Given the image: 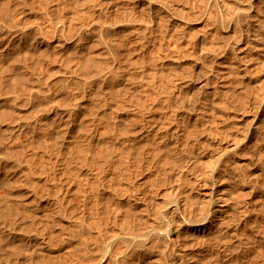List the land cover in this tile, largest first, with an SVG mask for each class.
Instances as JSON below:
<instances>
[{"label":"bare ground","instance_id":"obj_1","mask_svg":"<svg viewBox=\"0 0 264 264\" xmlns=\"http://www.w3.org/2000/svg\"><path fill=\"white\" fill-rule=\"evenodd\" d=\"M168 1L114 0V11L102 20L96 11L91 20L84 16L82 25L92 31L94 42L81 39V33L72 41L79 57L91 55L94 69L83 73L82 59L71 57L76 64L61 72L68 80L81 79L79 87L75 81L69 92L64 84L49 87L48 171L37 167L36 157L18 161L27 171L12 170L11 155L0 159V186L5 180L13 186L9 194L0 192L10 213V218L0 217V238L23 236L18 224L24 219H38L45 229L41 238H27L37 254L34 259L23 247L29 264H190L202 259L239 264L243 243L250 256L262 258L259 246L241 238L239 220L258 223L254 215L260 204L264 213V0H192L193 16L177 17L173 25L174 6ZM123 5L131 10L122 17L118 9ZM141 7L147 19L132 11ZM7 16V23L0 19V40L9 43L16 23L14 13ZM187 23L207 28L211 44L204 46L205 55L197 52V34L184 31ZM105 27L112 34L109 43L121 47L110 63L100 58L110 55ZM69 40L65 35L53 42L42 39L65 53ZM198 62L207 75L195 105L190 94ZM50 63L54 67V60ZM64 90L68 94L57 99ZM12 105L18 108L17 102ZM240 121L247 123L240 127ZM34 122L31 138L41 126ZM58 129L64 142L52 152L48 147ZM18 130H24L22 124ZM15 137L7 136L14 147ZM43 179L45 194L38 190ZM24 192L34 197V205L24 201ZM51 221L58 232L48 229ZM58 233L69 256L48 262L45 244L52 246ZM188 235L201 242L198 251L184 248L182 237ZM4 256L0 264L18 261L16 248Z\"/></svg>","mask_w":264,"mask_h":264},{"label":"rangeland","instance_id":"obj_2","mask_svg":"<svg viewBox=\"0 0 264 264\" xmlns=\"http://www.w3.org/2000/svg\"><path fill=\"white\" fill-rule=\"evenodd\" d=\"M166 1L169 3L168 0H164V2ZM170 1H172L170 2V5L172 4L171 6H174L170 15L172 25L177 23V17L184 16L187 18V16H193L191 14L193 13L192 0ZM196 1L198 3L200 0ZM113 3L114 0L110 3H107L104 0H0V19L7 23V14L10 12L14 13V21L16 23L11 42L8 43L6 39L0 40V44L4 42L2 44L3 47L0 49V159H5L7 161V158H9L8 156L11 155L12 162H10L9 165L12 166V170H20L23 168V170L27 171L26 167L24 168V165L21 166L22 164H18V161L20 158L36 157L37 167L40 168V170L43 169L44 173L48 171L49 167L44 159L46 156L44 151L47 150L44 132L45 127L47 126L45 120L48 108L49 87L57 89L59 85L64 84L63 86L67 85L65 90L69 92L68 87L70 83H72V88H74V86L77 87L76 85L79 82L81 83V79H77L78 83L71 78L70 81L68 80V76L66 77V75L62 73L64 71L66 73L70 72L74 67V64H76L75 59L77 60V57H79L78 50L76 49L77 44H74L72 40L79 38L81 35V39L84 41L90 39V41L94 42L89 36V33L92 31L89 32L87 27L84 29L85 26L83 27L81 21L85 20L84 16H87V20L89 19L88 17L92 19L91 14L93 15V11H96L95 14L97 15V18L101 19L100 17H102L103 19L106 12L110 11L112 13L114 11L112 8ZM107 7H110V9H107ZM124 7L125 6L123 5L118 9V13L121 16L124 13H126L125 16L129 15L130 12L128 11L131 10L128 7L127 9ZM132 11L138 13L140 18L147 19L148 15L145 8L141 7L137 11L134 8ZM215 16L220 19L217 10H215ZM97 24L96 27L100 29L99 23ZM79 28L82 29L80 30ZM87 29L88 33L85 32ZM104 29L107 28H103L102 34H105L103 35V38L106 36L105 39L106 42L108 41V44L111 41V38L109 39V37H111L112 34L109 30ZM82 30L83 32H80ZM206 30L207 28L203 25L201 27H193L187 23L184 26V31L188 36L197 34L199 37L197 52L202 53L201 56L205 55L204 46L206 48L207 45L209 46L211 44V42H209L210 40L208 41L210 38L205 36ZM78 33L81 34L79 35ZM63 35L69 37V41H72L68 43L70 49L67 50L66 53L65 51L60 52L54 45L51 46L52 48L47 47L42 41V39H48L53 42L57 36L62 37ZM84 36L86 37L85 39L83 38ZM107 37L110 41L107 40ZM95 44L96 43L91 44L92 47H94ZM109 44H111L109 49L111 57L109 54L106 56L100 55V58L103 59L102 61L105 63H110L113 56L117 55L121 50L118 42L112 41V43ZM171 46H173V43H171ZM92 47L91 50L94 49H92ZM48 48L51 49L49 50ZM99 50L100 48L97 47L93 51L98 53L97 51ZM156 51L158 52L157 48ZM126 53L128 54L130 52L126 51ZM134 56L138 57L137 55ZM68 57L70 59H68ZM71 57H74L75 59L73 60ZM79 58L82 59L83 63L81 71L83 70V73L85 74L93 72L94 63L93 59H91V55L89 54ZM52 60H54L55 63L54 67H52L50 63ZM67 61L73 62L69 63ZM207 61L210 62V59L206 60V62ZM68 63L70 64V68L68 67L67 69L65 66L69 65ZM178 70L186 73L189 72L188 75L192 73L183 68H178ZM193 75L195 81L191 87L190 97L192 103L197 105L200 101V97L203 96V91L199 86L200 81H203L207 75V71L201 62L194 64ZM66 81H68V83ZM79 85L80 84H78V87ZM69 88L72 89L71 86ZM65 90L62 96H60L61 92L59 91L55 97L60 100L61 97L68 94ZM14 94L16 100H14ZM15 102L18 104V108H15L12 105ZM35 120L39 121L41 126L37 127L36 137L31 138V133L28 129L32 130L34 128ZM246 123L247 122H241L240 127H244ZM21 124L23 125L24 130L20 133L18 127ZM11 133L16 136V147L12 146L13 142L7 141V136ZM54 134L55 139L52 140L48 147L52 152H56L58 145L62 144L65 138L64 131L61 129L55 130ZM202 144L205 143L202 142ZM9 151L11 152L8 154ZM31 151H33L34 154H32ZM53 157L56 158L55 153H53ZM260 184L264 185V182H260ZM12 189L13 186L8 181H2V185L0 186V192L2 195L9 194ZM38 190L41 194L47 193L46 182L44 179L41 181ZM50 193L53 196L56 195L54 189L50 190ZM3 200L4 197H0V217L3 216L4 218H10L8 209L4 206V203H2ZM24 201H29L31 205H34L36 202L34 201L33 196L31 197L25 192ZM260 207L261 204L257 209V215H254L258 219V223H255L254 225L253 222H241L239 220V227L241 238L245 242L249 241L252 245L260 247L262 258H253L252 254L250 256L251 252L244 249L243 243V250L239 249V264H262V261H264V213ZM19 212L20 210H14V213ZM18 228H21L24 231L23 236L10 237L9 235H5L2 239L0 238V258L5 257L4 254L10 249L16 248L18 259L17 263L12 259H7L3 264H29L24 258L23 247L25 246L34 254V259L37 258L35 247L27 242V238L33 235H39L41 238V235L45 233L42 223L38 219H24V221H19ZM48 229L55 232H58L59 230L53 221L50 222ZM182 242L187 251H190L192 248L198 251L201 248V242L196 240L193 242L190 240L189 235L187 237L183 236ZM51 243H53L52 246H50L51 244H45V246H47L45 247V260L55 263L65 261L69 255L64 253V242L60 241L59 233ZM231 248L232 252L237 251V248L234 245H232ZM57 249H59L61 253L55 254L57 253L55 252ZM190 264H215V260L202 259L200 262H190Z\"/></svg>","mask_w":264,"mask_h":264}]
</instances>
